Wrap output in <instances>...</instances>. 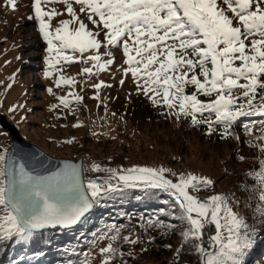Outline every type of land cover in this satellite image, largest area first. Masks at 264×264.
<instances>
[{
  "label": "snow or ice",
  "instance_id": "snow-or-ice-1",
  "mask_svg": "<svg viewBox=\"0 0 264 264\" xmlns=\"http://www.w3.org/2000/svg\"><path fill=\"white\" fill-rule=\"evenodd\" d=\"M2 2L13 11L18 7L17 0ZM31 12L27 19L36 22L46 44L42 76L55 88L81 83L64 74L65 66L84 65L77 75L86 77L88 86L98 73L111 71L120 52L121 86L131 76L136 95L163 109L160 115L206 126V135L218 134L222 141L243 145L234 129L242 125L251 138L258 126L260 135L247 144L261 159L246 173L243 186L217 191V177L163 166L64 163L43 174L15 153L0 150V248L10 242L35 245L44 230L74 229L87 222L95 207L131 197L159 200L158 216L140 217L145 243L156 239L152 231L175 234L179 226V246H164L172 251L173 264H181L187 251L195 264H247L246 257L264 241V0H31ZM113 86L104 80L92 83V99L99 100L100 90ZM46 91L58 101L49 111L69 109L84 99L75 91L59 96L52 87ZM21 110L30 111L13 104L7 112ZM82 171L103 176L85 182ZM169 218L172 222L165 223ZM124 230L123 224L113 223L92 232L93 246L107 243L97 256L85 252L81 264H130L147 253L145 247L137 253L141 237ZM121 245L130 248L125 252Z\"/></svg>",
  "mask_w": 264,
  "mask_h": 264
},
{
  "label": "rangeland",
  "instance_id": "rangeland-1",
  "mask_svg": "<svg viewBox=\"0 0 264 264\" xmlns=\"http://www.w3.org/2000/svg\"><path fill=\"white\" fill-rule=\"evenodd\" d=\"M17 2L18 7L13 11L0 0V114L17 128L23 139L52 158L81 160L85 168L91 163L111 167L163 166L175 172L193 171L217 177V191L232 189L238 184L243 186L246 173L255 169L261 159L259 152L253 154L247 144L249 139L255 142L254 137L260 135L258 126L254 128L251 138L242 125L234 129L235 134L245 141L241 145L236 140L222 141L218 134L206 135V126L193 127L188 120L178 123L174 119H166L160 115L163 109L153 107L145 96L136 95V86L131 76L126 78L123 86L119 84L121 72L117 69H121L123 61L120 52L116 53L115 66L111 71L98 73L87 81L88 86L83 84L86 77L77 75L84 65L65 66L64 74L76 77L81 83L55 88L52 80L42 76L46 44L38 35L36 22L27 19L32 14L31 0ZM13 73H16L14 82L9 80ZM99 80L114 86L111 89H101L99 100L92 99L94 90L90 85ZM7 83H13V87L7 89ZM48 87L53 88L56 96L75 91L84 99L80 105L73 103L69 109L49 111L51 105L58 101L55 96L47 93ZM192 90L189 88L188 92ZM13 104H24L30 111L21 110L19 114H9L7 109ZM20 115L27 119L20 121ZM76 123L83 126L73 127ZM93 132L99 135L94 136ZM9 139L7 131L0 125V150L11 147ZM70 139L74 143H65ZM241 155L245 156V161L239 160ZM85 173H89V176H85ZM97 175L103 176L82 171L85 182ZM248 180L251 186V178ZM158 204L159 200H156L150 204L152 209L146 207L145 210L149 213L154 211L158 216L155 207ZM100 207L108 209L109 214L120 213V217L129 218L128 224L124 225L123 234L133 232L141 237V243L136 246L137 253L141 247L148 249L147 253H140L134 260H130V264H173V253L164 246H179V226L175 234L164 235L163 230L152 231L150 234L156 239L147 244L144 242L147 234L139 227L140 220L131 219L126 212L125 201H107ZM171 222L170 218L165 220V223ZM91 241L92 238L85 243V252L97 256L99 247L105 246L107 241H100L96 246ZM121 247L125 252L130 248L127 245ZM85 252L70 253L62 246L56 250V258L49 262V258L41 260L43 256L40 253L31 259L21 246L12 250L7 257L3 248H0V264H12V261L30 264V260L39 264H81L85 259ZM252 253L255 264L263 263L264 241L258 242ZM181 263L195 264V257L185 255ZM93 264H98V260H94Z\"/></svg>",
  "mask_w": 264,
  "mask_h": 264
},
{
  "label": "trees",
  "instance_id": "trees-1",
  "mask_svg": "<svg viewBox=\"0 0 264 264\" xmlns=\"http://www.w3.org/2000/svg\"><path fill=\"white\" fill-rule=\"evenodd\" d=\"M85 176H89V173H85ZM127 205L126 212L130 214L133 220H140L141 216L152 217L154 216V211L150 213L145 210L146 207L153 208L150 204L152 202L140 200L135 201L134 198H127L124 200ZM118 202V201H116ZM120 202V201H119ZM108 209L97 206L92 210V214L89 215L87 222L82 225L71 229V230H61V229H46L42 232L40 240L35 244H16L14 242H10L3 247V253L5 257L11 254L12 250L17 248L18 246L24 247L25 254L30 255V258L33 259L37 253H40L44 258H49V262L56 258L57 253L56 250L60 249V247L64 246L65 249L72 252H85L86 248L84 247L85 243L93 239L91 233L95 232L97 229H103L106 224L117 223L118 225L128 224L130 219L126 217H120V213L109 214ZM115 215V216H114ZM40 255V256H41ZM187 255L189 257H194V254L190 251L184 253V256ZM253 253L252 251L246 257L247 264H255L253 262ZM39 256V257H40ZM264 259V256H263ZM251 260V261H249ZM35 260H30V264H39L38 262H34ZM19 264V263H17ZM184 264V263H181ZM261 264H264L261 263Z\"/></svg>",
  "mask_w": 264,
  "mask_h": 264
},
{
  "label": "water",
  "instance_id": "water-1",
  "mask_svg": "<svg viewBox=\"0 0 264 264\" xmlns=\"http://www.w3.org/2000/svg\"><path fill=\"white\" fill-rule=\"evenodd\" d=\"M0 125L10 137L11 147L8 149V155L11 156L12 153H15L17 157H22L30 166L35 167L37 171L46 174V169L55 171L57 167H61L64 163L74 164L77 167L82 166L81 160L56 159L48 156L39 148L23 139L17 128L7 122L2 114H0ZM81 178L83 179L82 172Z\"/></svg>",
  "mask_w": 264,
  "mask_h": 264
},
{
  "label": "bare ground",
  "instance_id": "bare-ground-1",
  "mask_svg": "<svg viewBox=\"0 0 264 264\" xmlns=\"http://www.w3.org/2000/svg\"><path fill=\"white\" fill-rule=\"evenodd\" d=\"M9 141V140H8Z\"/></svg>",
  "mask_w": 264,
  "mask_h": 264
}]
</instances>
